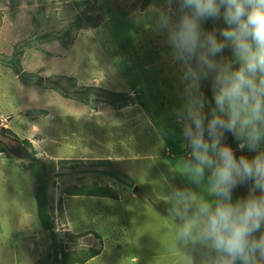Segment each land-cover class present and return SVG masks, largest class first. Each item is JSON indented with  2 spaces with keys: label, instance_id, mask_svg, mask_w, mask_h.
<instances>
[{
  "label": "rangeland",
  "instance_id": "374dc122",
  "mask_svg": "<svg viewBox=\"0 0 264 264\" xmlns=\"http://www.w3.org/2000/svg\"><path fill=\"white\" fill-rule=\"evenodd\" d=\"M144 2L0 0V60L16 56L26 76L22 81L0 63V124L51 164L49 210L58 244L73 264L98 248L83 264H182L156 188L161 176L171 179L165 161L182 150L168 138V151L159 150L157 159L152 126L158 120L171 126L166 114L177 80L162 38L131 19L157 1ZM52 81L71 94L85 87L127 92L134 105L114 110L96 99L89 108ZM19 152H0V264H35L49 244ZM103 168L130 187L96 172ZM246 192L238 187L233 198Z\"/></svg>",
  "mask_w": 264,
  "mask_h": 264
},
{
  "label": "clouds",
  "instance_id": "9594fccd",
  "mask_svg": "<svg viewBox=\"0 0 264 264\" xmlns=\"http://www.w3.org/2000/svg\"><path fill=\"white\" fill-rule=\"evenodd\" d=\"M131 19L162 38L177 80L171 126L150 123L157 159L168 138L182 150L156 184L182 264H264V0H157Z\"/></svg>",
  "mask_w": 264,
  "mask_h": 264
},
{
  "label": "trees",
  "instance_id": "16d2710c",
  "mask_svg": "<svg viewBox=\"0 0 264 264\" xmlns=\"http://www.w3.org/2000/svg\"><path fill=\"white\" fill-rule=\"evenodd\" d=\"M151 1L153 0H145L144 3L147 4ZM88 19L92 24V20L90 18ZM76 21L81 22L84 20L81 17H77ZM0 63L5 66H8L17 75L19 79H21L22 81H26V76L19 67V63L16 56H13L11 59L8 60H0ZM69 79L70 78H68V80ZM51 83L55 85L57 89L62 92V94L66 97L73 94L77 96V98L89 108H92V101L96 99L109 105L114 110H119L134 105L133 97L127 92L108 91L100 87H85L83 89H75L72 91L71 94L66 88V86L62 85L59 81H52ZM202 87L205 91V94L208 95L210 98L211 94L207 83H204ZM5 131L9 133V130L5 129ZM227 142L232 144L233 148H235L232 136L230 134L227 136ZM11 150L20 151V154H18L17 156L27 162V164H23L22 166L33 179V200L35 203V213L37 222L41 231L47 232L49 235V244L47 245L45 251L40 255L35 264L75 263L70 254L64 251V247L58 244L57 233L54 230V224L49 210V174L52 170L51 164L49 163L46 165L45 162L36 155V151L33 149L32 144L27 139L19 140V144ZM0 152L6 153L8 157H10L8 151L2 145H0ZM103 163L105 165L110 164L108 160ZM96 172L114 178L124 186L130 187L129 182L122 179V177H120L117 172L113 169L103 168L100 170H96ZM96 236L99 238L97 234ZM99 250V248L91 250V253L88 254L86 258L79 260V264H83L86 260L98 255Z\"/></svg>",
  "mask_w": 264,
  "mask_h": 264
},
{
  "label": "water",
  "instance_id": "95a60500",
  "mask_svg": "<svg viewBox=\"0 0 264 264\" xmlns=\"http://www.w3.org/2000/svg\"><path fill=\"white\" fill-rule=\"evenodd\" d=\"M18 144H19V140L7 134L4 126L0 124V145L4 146L7 151H10ZM236 154L239 155L240 154L239 151H237Z\"/></svg>",
  "mask_w": 264,
  "mask_h": 264
}]
</instances>
